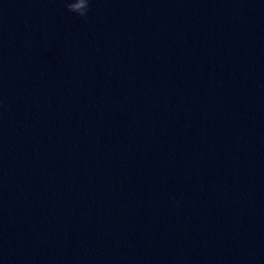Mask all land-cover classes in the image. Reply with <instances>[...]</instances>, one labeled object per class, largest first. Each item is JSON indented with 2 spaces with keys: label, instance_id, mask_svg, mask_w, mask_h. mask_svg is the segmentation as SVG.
<instances>
[{
  "label": "water",
  "instance_id": "obj_1",
  "mask_svg": "<svg viewBox=\"0 0 264 264\" xmlns=\"http://www.w3.org/2000/svg\"><path fill=\"white\" fill-rule=\"evenodd\" d=\"M0 264H264V0H0Z\"/></svg>",
  "mask_w": 264,
  "mask_h": 264
},
{
  "label": "clouds",
  "instance_id": "obj_2",
  "mask_svg": "<svg viewBox=\"0 0 264 264\" xmlns=\"http://www.w3.org/2000/svg\"><path fill=\"white\" fill-rule=\"evenodd\" d=\"M69 12L76 13L80 17L86 18L90 11L92 0H64Z\"/></svg>",
  "mask_w": 264,
  "mask_h": 264
}]
</instances>
